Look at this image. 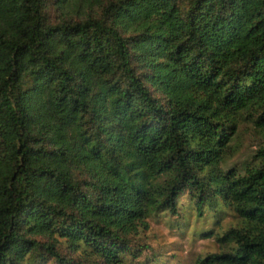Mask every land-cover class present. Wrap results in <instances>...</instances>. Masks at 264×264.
Instances as JSON below:
<instances>
[{"label":"trees","instance_id":"obj_1","mask_svg":"<svg viewBox=\"0 0 264 264\" xmlns=\"http://www.w3.org/2000/svg\"><path fill=\"white\" fill-rule=\"evenodd\" d=\"M244 123L264 0H0V264H150L155 215L216 205L195 264H264V146L223 169Z\"/></svg>","mask_w":264,"mask_h":264},{"label":"rangeland","instance_id":"obj_2","mask_svg":"<svg viewBox=\"0 0 264 264\" xmlns=\"http://www.w3.org/2000/svg\"><path fill=\"white\" fill-rule=\"evenodd\" d=\"M262 146L263 133L251 124H240L238 135L233 142V151L223 169L245 170L255 162L256 154ZM157 216L149 221L151 232L143 237L149 247L144 256H159V260L155 259L156 262L151 259L150 264H195L199 258L216 253L219 248L217 237L237 222L233 213L222 205L208 208L201 215L185 207L181 215L183 217L168 214ZM139 260L142 264L149 262Z\"/></svg>","mask_w":264,"mask_h":264}]
</instances>
